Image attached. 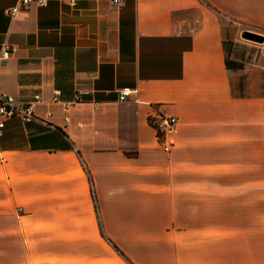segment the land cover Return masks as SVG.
I'll list each match as a JSON object with an SVG mask.
<instances>
[{"label":"crops","instance_id":"1","mask_svg":"<svg viewBox=\"0 0 264 264\" xmlns=\"http://www.w3.org/2000/svg\"><path fill=\"white\" fill-rule=\"evenodd\" d=\"M19 3L0 0V58L15 47L0 92L42 102L0 137L9 263L264 264L262 209L199 205L264 183V50L235 53L243 32L264 34V0H47L6 14ZM226 44L242 68L227 67ZM56 92L81 102L66 111ZM156 109L179 121L170 152Z\"/></svg>","mask_w":264,"mask_h":264},{"label":"built area","instance_id":"2","mask_svg":"<svg viewBox=\"0 0 264 264\" xmlns=\"http://www.w3.org/2000/svg\"><path fill=\"white\" fill-rule=\"evenodd\" d=\"M81 0H68L72 7L77 6ZM125 0H110V3L114 7H120L124 4ZM47 4V0H20L19 5L8 8L6 14L10 16H16L18 13L28 10L31 6H44ZM15 51V47L9 43H5L1 49L2 60H7ZM133 93L130 88H123L120 91V100L125 101L129 95ZM55 103H61L63 108L67 111L74 107L76 103L81 102L79 97H76L73 101H62L59 98V92L55 93L52 99ZM42 102V97L39 94L33 96L32 100L27 103H21L10 94L0 92V137L2 136L5 123L10 119H20L24 122H31L35 119L34 108L37 104ZM94 107H98V103H94ZM51 117V113L47 114ZM66 122H70V118H65ZM150 124L155 128L157 132L158 144L162 151L170 152L176 145V133L179 124L178 118L171 115H164L158 109L149 118ZM81 126V125H80Z\"/></svg>","mask_w":264,"mask_h":264},{"label":"rangeland","instance_id":"3","mask_svg":"<svg viewBox=\"0 0 264 264\" xmlns=\"http://www.w3.org/2000/svg\"><path fill=\"white\" fill-rule=\"evenodd\" d=\"M248 32L261 35L263 38V41L259 42V40L245 38L244 32L241 35H239L240 41L249 47H247L246 49L238 48L235 51V53L237 57H243V59L245 60H249L252 57V55L256 51L255 50L256 48H263L264 50V34L259 33V32H252V31H248ZM240 60L239 62H242ZM261 61L264 62V55L261 57ZM263 178H264V168H263ZM243 188L244 187H242V192L243 194L245 193V195L247 196L246 198L240 197V198H232L230 200L225 199V200H220V202L218 203H215L217 202V200H214V202L212 200H200L199 205L200 206L201 205H218V206H223V207H226V206H234V207L243 206L244 207L245 206V207H256L257 209H262V212H263L262 216L257 214L254 221L257 224H260L261 222L263 224V232L262 233L257 232L255 239L257 242H260V239H261L260 236H262L263 250H264V183L261 186H257V187L247 186L246 188H244L245 190H243ZM206 201L208 202V204ZM250 217L251 216H247L248 222H251ZM15 252H16V249L14 247L0 246V264H10L9 260L13 256V254H15ZM142 257L143 256L139 257L140 261L143 260Z\"/></svg>","mask_w":264,"mask_h":264},{"label":"trees","instance_id":"4","mask_svg":"<svg viewBox=\"0 0 264 264\" xmlns=\"http://www.w3.org/2000/svg\"><path fill=\"white\" fill-rule=\"evenodd\" d=\"M226 49L228 50V57L226 59V64H227V67L229 69H240L243 67V63L242 62H239L237 60H230L229 59V55H230V50H229V47L227 46L226 44ZM122 255H124L122 252H121Z\"/></svg>","mask_w":264,"mask_h":264},{"label":"water","instance_id":"5","mask_svg":"<svg viewBox=\"0 0 264 264\" xmlns=\"http://www.w3.org/2000/svg\"><path fill=\"white\" fill-rule=\"evenodd\" d=\"M244 37L245 38H249V39H253V40H259V42H262L263 41V38L261 35H257V34H254V33H250L248 31H245L244 32Z\"/></svg>","mask_w":264,"mask_h":264}]
</instances>
